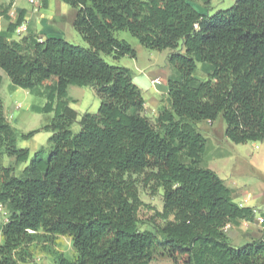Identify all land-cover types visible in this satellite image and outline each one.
Segmentation results:
<instances>
[{
	"label": "trees",
	"instance_id": "1",
	"mask_svg": "<svg viewBox=\"0 0 264 264\" xmlns=\"http://www.w3.org/2000/svg\"><path fill=\"white\" fill-rule=\"evenodd\" d=\"M59 1L74 10L72 27L86 48L40 40L28 30L13 39L21 13L0 33V72L30 93L44 88L46 103L36 112L53 114L41 128L51 133L50 151L39 149L26 165L29 152L16 142L39 131L18 134L0 100V162L7 156L25 164L19 176L0 164L7 215L0 264H16L12 253L40 231L71 239L75 261L59 257L58 264H150L158 257L172 264H264V224L257 240L230 245L225 228L255 223L254 211L201 167L205 139L194 128L219 118L231 143L264 142V0H235L211 16L192 7L199 0ZM7 13L0 7L10 20ZM119 31L145 49L169 52L175 75L167 79L168 106L154 125L130 70L100 57L135 58L115 39ZM70 86L91 87L100 98L97 113H84L76 134ZM146 172L162 190V210L154 216L163 225L155 232L138 228L144 204L132 176Z\"/></svg>",
	"mask_w": 264,
	"mask_h": 264
},
{
	"label": "rangeland",
	"instance_id": "2",
	"mask_svg": "<svg viewBox=\"0 0 264 264\" xmlns=\"http://www.w3.org/2000/svg\"><path fill=\"white\" fill-rule=\"evenodd\" d=\"M235 0H199L192 3V7L199 13L211 16L218 11H225L232 7ZM67 6V5H66ZM68 10L74 11L67 6ZM54 15V14H52ZM63 39L68 44L86 48L87 45L73 29H68ZM118 41L126 42L134 51L135 58L123 57L117 62L112 61L107 55L100 54V57L109 65L123 67L130 70L132 78L134 76L146 77V87L142 91L144 102H157L162 106L160 89L165 87L166 73L174 76L175 71L167 64L168 51H153L145 49L140 45L128 31L114 33ZM196 76L203 79L202 67L197 65ZM3 77L0 87V100L3 104V111L9 124L18 134H28L39 131L27 140L18 138L16 147L29 152L31 161L38 150H42L43 155L50 151L48 139L51 133L44 132L41 128L48 123L53 114L46 115L36 112V108H41L46 103V97L41 93L44 88H39L34 93H30L11 84L6 75L0 72ZM160 85L150 84L149 79L156 78ZM147 89V90H146ZM68 106L77 114L76 122L71 126L70 131L76 134L80 131L78 122L84 113L96 114L100 105V98L91 87H68ZM154 119L149 122L154 125ZM225 124L219 118L214 122L200 121L194 125L195 130L205 139V153L202 156L201 167L213 171L217 177L223 181L224 185L231 191L236 202H240L247 207L253 206L252 210L258 215L264 214V142L246 144H233L226 139ZM0 164L6 168H11L16 176H19L25 164H18L14 158L1 157ZM149 172L133 175L140 200L144 207L138 214L140 231L155 232L157 227L163 223L154 216V213L161 212L163 206L162 190L152 182L148 176ZM255 215V217H257ZM7 215L0 213V244L3 243L2 227L6 224ZM260 234V227L256 223L244 224L230 227L227 231L230 245L240 247L246 243L257 240ZM38 238L28 244L21 245L12 253V259L16 264H58V258L62 257L68 261H75L76 252L72 247L71 239L67 236L49 237L43 232H38ZM159 237V236H158ZM150 264H172L166 258H156Z\"/></svg>",
	"mask_w": 264,
	"mask_h": 264
},
{
	"label": "crops",
	"instance_id": "3",
	"mask_svg": "<svg viewBox=\"0 0 264 264\" xmlns=\"http://www.w3.org/2000/svg\"><path fill=\"white\" fill-rule=\"evenodd\" d=\"M41 3H42L41 9L38 12H35L32 9V7L26 2V0H0V7L4 9L8 8L7 14L10 18V20H7L6 18L0 16V33L5 32L9 23L14 22L17 16L21 13L23 18V23L27 25L28 32L34 33L35 35L38 36V38H40V40H44L45 38L64 39L68 29L72 28V19L74 16V12L72 10L71 11L68 10V8H66L67 6L61 3L59 0H42ZM13 39H17L15 34L13 35ZM164 76L166 79L165 87L164 89L159 90L160 95L162 97V106L159 107L157 102H144L143 114L148 119L150 118L155 119L158 113L163 108H167L168 106L166 101L168 74L166 73V75ZM1 79L3 80L2 76ZM154 79L155 78L149 79L151 85H153L151 81ZM145 81H148V79L144 76L143 78L141 76H134L132 78V82L141 90V92L144 90V88H148L146 87L147 85ZM67 97H68V93H67ZM233 200L235 201L234 198ZM236 203L241 207H247L246 205L240 202H236ZM247 208L252 209L253 206ZM254 219L256 221V217ZM241 223L246 224L247 222H241ZM229 228L230 226L225 230L226 235ZM259 236L260 234L258 235V238Z\"/></svg>",
	"mask_w": 264,
	"mask_h": 264
},
{
	"label": "built area",
	"instance_id": "4",
	"mask_svg": "<svg viewBox=\"0 0 264 264\" xmlns=\"http://www.w3.org/2000/svg\"><path fill=\"white\" fill-rule=\"evenodd\" d=\"M26 2L32 7V9L35 11V12H38L40 9H41V5H42V0H26ZM27 25L25 23H22L20 26H18L16 29H15V35L17 37H21L23 35H25V33L27 32ZM152 83L153 84H156V85H160L161 84V81L157 78H155L154 80H152ZM0 213H2L3 215H5V211H4V207L0 204ZM254 215H258L257 212L254 211ZM7 221V219H6ZM256 222L257 224L261 225V224H264V217L259 215L256 217ZM228 228V226L225 228V230Z\"/></svg>",
	"mask_w": 264,
	"mask_h": 264
}]
</instances>
